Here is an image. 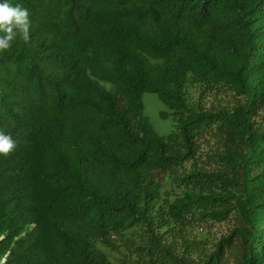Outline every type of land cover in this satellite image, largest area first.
<instances>
[{"label":"trees","instance_id":"obj_1","mask_svg":"<svg viewBox=\"0 0 264 264\" xmlns=\"http://www.w3.org/2000/svg\"><path fill=\"white\" fill-rule=\"evenodd\" d=\"M0 264H264V0H0Z\"/></svg>","mask_w":264,"mask_h":264},{"label":"rangeland","instance_id":"obj_2","mask_svg":"<svg viewBox=\"0 0 264 264\" xmlns=\"http://www.w3.org/2000/svg\"><path fill=\"white\" fill-rule=\"evenodd\" d=\"M210 101L214 100L209 98ZM143 102V113L148 118V121L154 128V130L161 135L168 133L171 129V120H162L159 117V112L162 110H166V108L162 105V103L158 100L155 94L145 93L142 96ZM208 103H206L207 105ZM206 232L209 236L218 239L222 234L226 232V226L222 224H216L208 226Z\"/></svg>","mask_w":264,"mask_h":264}]
</instances>
